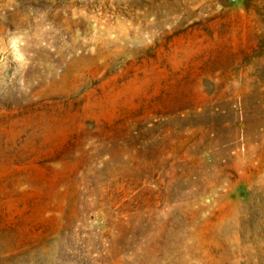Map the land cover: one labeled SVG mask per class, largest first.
<instances>
[{"label": "rangeland", "instance_id": "1", "mask_svg": "<svg viewBox=\"0 0 264 264\" xmlns=\"http://www.w3.org/2000/svg\"><path fill=\"white\" fill-rule=\"evenodd\" d=\"M0 264H264V0H0Z\"/></svg>", "mask_w": 264, "mask_h": 264}]
</instances>
